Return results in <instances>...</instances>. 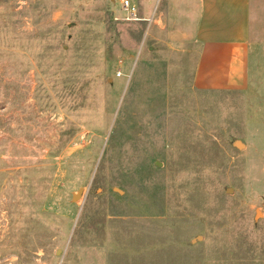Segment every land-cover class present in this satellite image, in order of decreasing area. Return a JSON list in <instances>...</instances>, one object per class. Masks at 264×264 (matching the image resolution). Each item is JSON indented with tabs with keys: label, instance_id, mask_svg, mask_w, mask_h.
Instances as JSON below:
<instances>
[{
	"label": "rangeland",
	"instance_id": "1",
	"mask_svg": "<svg viewBox=\"0 0 264 264\" xmlns=\"http://www.w3.org/2000/svg\"><path fill=\"white\" fill-rule=\"evenodd\" d=\"M126 17L0 0V264H264V99L194 87Z\"/></svg>",
	"mask_w": 264,
	"mask_h": 264
},
{
	"label": "crops",
	"instance_id": "2",
	"mask_svg": "<svg viewBox=\"0 0 264 264\" xmlns=\"http://www.w3.org/2000/svg\"><path fill=\"white\" fill-rule=\"evenodd\" d=\"M132 2L139 52L177 58L200 90L264 99V0Z\"/></svg>",
	"mask_w": 264,
	"mask_h": 264
},
{
	"label": "built area",
	"instance_id": "3",
	"mask_svg": "<svg viewBox=\"0 0 264 264\" xmlns=\"http://www.w3.org/2000/svg\"><path fill=\"white\" fill-rule=\"evenodd\" d=\"M123 9L127 13L126 21H137L138 18V9L133 4L132 0H120ZM9 217L7 216V212L0 207V238L3 237L8 228H9Z\"/></svg>",
	"mask_w": 264,
	"mask_h": 264
},
{
	"label": "water",
	"instance_id": "4",
	"mask_svg": "<svg viewBox=\"0 0 264 264\" xmlns=\"http://www.w3.org/2000/svg\"><path fill=\"white\" fill-rule=\"evenodd\" d=\"M237 145H238V147H242V144H241V143H237ZM157 165H158V167L161 166L160 163H158ZM115 191H116L117 193L121 194V195L123 194V192H122L121 190H119V189H115ZM81 192H82V191H80V192L78 193V195L75 196V199H77V198L79 197V194H80Z\"/></svg>",
	"mask_w": 264,
	"mask_h": 264
}]
</instances>
